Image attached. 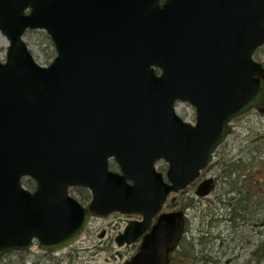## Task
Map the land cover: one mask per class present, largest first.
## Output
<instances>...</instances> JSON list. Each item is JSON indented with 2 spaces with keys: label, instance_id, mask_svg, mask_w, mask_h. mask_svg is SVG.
<instances>
[{
  "label": "water",
  "instance_id": "water-1",
  "mask_svg": "<svg viewBox=\"0 0 264 264\" xmlns=\"http://www.w3.org/2000/svg\"><path fill=\"white\" fill-rule=\"evenodd\" d=\"M0 0V256L72 244L90 216L136 213L115 237L138 252L124 264H167L183 228L181 211L160 213L166 197L192 184L250 109L264 113V67L252 59L264 44V0H243L237 55L192 63L189 33L155 29L156 0ZM42 30L55 56L38 64L23 39ZM233 30L232 45H234ZM222 48V45H221ZM228 58L223 51L219 54ZM160 70L159 75L154 69ZM176 102L195 111L180 118ZM113 160L118 171L108 167ZM163 160L166 171L156 170ZM23 178L34 181L26 189ZM91 195L86 207L68 194ZM214 188L202 180L194 194ZM149 231L145 233L147 230Z\"/></svg>",
  "mask_w": 264,
  "mask_h": 264
},
{
  "label": "rangeland",
  "instance_id": "rangeland-1",
  "mask_svg": "<svg viewBox=\"0 0 264 264\" xmlns=\"http://www.w3.org/2000/svg\"><path fill=\"white\" fill-rule=\"evenodd\" d=\"M24 40L38 64L52 61L55 50L44 31H26ZM6 45L0 35L1 61ZM259 58L264 61V50ZM175 112L193 123L194 109L187 102H176ZM230 126V133L215 149L199 178L183 191L170 194L161 209L181 210L185 204L184 240L174 254L175 264H264V257L257 259L262 251L264 254V114L249 110L232 119ZM109 167L118 171L116 165ZM155 167L164 174L167 165L160 160ZM208 176L215 179L213 191L196 198L197 183ZM68 192L74 199L83 200L84 205L89 201V191L84 188L73 187ZM140 219L139 214L120 212L92 217L80 238L57 255L45 254L34 242L30 249L1 256L0 264H53L68 253L73 257H65L62 264H122L133 255V248L119 247L114 238L130 221Z\"/></svg>",
  "mask_w": 264,
  "mask_h": 264
},
{
  "label": "flooded vegetation",
  "instance_id": "flooded-vegetation-1",
  "mask_svg": "<svg viewBox=\"0 0 264 264\" xmlns=\"http://www.w3.org/2000/svg\"><path fill=\"white\" fill-rule=\"evenodd\" d=\"M128 5L130 8L139 6L136 0H128ZM153 7H156L158 11L155 17V29H181L189 33L190 54L193 64L206 61L208 43L213 45L212 61L214 64H221L223 59L231 60L233 53L236 57L237 32H239L238 29H242L243 0H156ZM233 30H235L234 45H232ZM262 50H264V45L256 48L253 52V59L257 62L260 61L264 66V61L259 58V53ZM221 51L224 52L225 57L228 52V58H222L219 55ZM154 72L159 74L157 68L154 69ZM143 237L144 235H141L136 242L119 247L133 248L134 255L139 250ZM179 247L180 244H177L168 251L167 264H175L174 254L178 253ZM63 250L43 252L57 255ZM65 257L68 259L73 256L70 253L66 256H60L53 264H62Z\"/></svg>",
  "mask_w": 264,
  "mask_h": 264
},
{
  "label": "trees",
  "instance_id": "trees-1",
  "mask_svg": "<svg viewBox=\"0 0 264 264\" xmlns=\"http://www.w3.org/2000/svg\"><path fill=\"white\" fill-rule=\"evenodd\" d=\"M225 164H227V162L225 163ZM224 164V165H225ZM114 163L113 162H110V164H109V166H112V167H114ZM231 165V164H230ZM229 164L228 165H226V167H228V166H230ZM22 184L27 188V189H31V188H33V186H34V183H33V181L31 180V179H28V178H25V179H23L22 180ZM81 204H84L83 203V200H78ZM188 202H187V205H186V207H188ZM185 207V204H183V206L181 207V209H183ZM234 214V213H233ZM232 214V215H233ZM182 240H184V238L182 237V239H181V241ZM183 245V241L180 243V247ZM181 254V256L182 257H185L186 255H184L185 253H183V251H182V253H180ZM262 257H264V254H263V251H262V253L259 255V257L257 258L259 261L261 260V258Z\"/></svg>",
  "mask_w": 264,
  "mask_h": 264
}]
</instances>
